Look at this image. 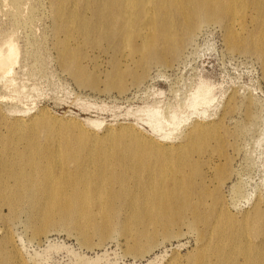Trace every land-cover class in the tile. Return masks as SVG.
Here are the masks:
<instances>
[{"label": "rangeland", "instance_id": "1", "mask_svg": "<svg viewBox=\"0 0 264 264\" xmlns=\"http://www.w3.org/2000/svg\"><path fill=\"white\" fill-rule=\"evenodd\" d=\"M99 1L0 0V46L10 39L18 52L0 77V161L29 172L55 160L75 179L107 171L123 177L125 198L141 203L130 211L81 201L72 186L42 204L34 192L38 205L12 215L0 196V230L8 229L0 249L23 264H213L230 246L262 258L264 22L252 19L251 0L233 5V16L230 1L218 0L213 19L189 0H169V40L153 43L159 61L131 51L141 43L133 30L106 35L91 14L86 36L80 11ZM105 1L112 12L120 5ZM159 23L145 20L157 39ZM156 144L183 154L163 160ZM173 178L179 206L146 199L150 190L175 189ZM4 181L13 178L0 165V187ZM76 188L113 193L103 178Z\"/></svg>", "mask_w": 264, "mask_h": 264}, {"label": "bare ground", "instance_id": "2", "mask_svg": "<svg viewBox=\"0 0 264 264\" xmlns=\"http://www.w3.org/2000/svg\"><path fill=\"white\" fill-rule=\"evenodd\" d=\"M175 3L178 5V0H174ZM192 6H196L204 12L205 18L213 19L214 15L210 14L209 11L211 9L219 10L223 8V6L219 3L218 0H189ZM230 5L229 9H227V13L233 14V9L235 7L241 6L244 0H229ZM119 2V7H115L114 13L110 10L108 1L102 0L99 1L93 8L90 9L83 8L80 12L83 13L81 19H79V25L84 29V34L86 36H91L94 33L92 27V21L96 24H100L104 27L106 35L110 33L111 30H118L124 32H130L131 30L134 31V35L140 38V45L134 46L131 51L135 53H139L142 57L145 58H153L156 61L160 60V57L157 56L156 50L153 47V43L156 44L161 42L165 44L168 42V37L166 34V29L162 26L163 22L168 20L167 15V8L169 0H114V5ZM234 5V8H233ZM250 10L255 12L252 16V19L259 18L264 22V10L262 8V3L260 0H251ZM149 9L153 12V17H147ZM73 10V9H72ZM70 10V12H72ZM229 11V12H228ZM91 14L89 19L92 21L89 24V21L86 20L84 17L85 15ZM112 14V16H111ZM233 16V15H232ZM147 19H154L160 21L159 27L157 28L158 32V39L154 36V31L151 29L148 31L145 27V20ZM75 21H73L74 23ZM232 24L240 25V22L237 18L233 19ZM120 26V28H117ZM153 34V35H152ZM152 35V36H151ZM151 36V37H150ZM150 43H145V41L151 39ZM157 40V41H156ZM156 42V43H155ZM4 46V47H3ZM0 46V77H4L14 65L16 60V47L12 43L10 39L4 41V45ZM168 50V49H167ZM6 76V75H5ZM147 115H156V111L152 107H147L145 109ZM39 117L48 120L51 123V127L56 129L60 126L58 119L49 120L46 117L45 113H40ZM36 118V117H34ZM156 124H158V120H156ZM175 147V146H174ZM173 146L163 145V144H156L155 150L161 156L163 160L167 159L170 160L172 156L180 157L183 154V149L180 146ZM1 167L3 166V171L8 177L13 178V183L9 185L6 181L2 182V186L0 187V196L3 199L1 206H6L10 214H15L16 211L24 204L38 205L35 198H32L30 195L34 192H37L41 197L42 201L39 204L44 203L45 201H60L66 195L73 193L75 198H79V200L84 201L93 200L99 204H111L113 206H126L130 209V211H136L138 209V204L141 203L140 198H125V191L126 188L124 187V179L123 177L113 175L108 173L106 176L107 171L101 173L99 178H91L87 176L85 173H82L80 179H75L72 177V174L65 169L64 165H59L54 160L50 165H38L35 163L30 166V171H16L14 168L8 167L9 165L4 161H0ZM77 167V166H76ZM62 169V171H61ZM78 169V168H76ZM100 178H103L107 186L113 189V193L109 194L107 198H98L100 191L98 189H85L79 190L76 187L83 182L87 185H98L100 183ZM174 188L179 190L177 187V183L180 181L174 179ZM72 186L73 189H71ZM33 189H36L33 191ZM71 189V193L67 190ZM175 189H159V192H154L150 190L148 193V198L155 200L160 206H167L169 201H173L176 205H180L181 199L174 198L180 192H174ZM90 195H94L96 198H85ZM151 196L155 198H150ZM82 197V198H81ZM1 203V201H0ZM8 229L1 231L0 235H3L0 238V241L4 238L7 234ZM5 233V234H4ZM230 251L228 253L225 249H219L217 251V256L228 253L227 254V262L226 264H235V259L240 255L242 258V264H264V255L262 258H253L252 251L250 249H241L237 248V250L230 246ZM6 251L0 249V264H23L21 259L16 258V252H13V255H5ZM216 256V260L213 264H225L223 262H219L218 257ZM15 257V258H14Z\"/></svg>", "mask_w": 264, "mask_h": 264}]
</instances>
